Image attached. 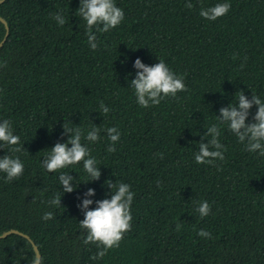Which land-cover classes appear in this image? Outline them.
Masks as SVG:
<instances>
[{
    "label": "trees",
    "instance_id": "obj_1",
    "mask_svg": "<svg viewBox=\"0 0 264 264\" xmlns=\"http://www.w3.org/2000/svg\"><path fill=\"white\" fill-rule=\"evenodd\" d=\"M114 2L124 20L107 33L93 29L95 51L77 12L80 0H6L0 6L10 28L0 50V122L11 121L27 150L0 149V158L18 156L25 169L12 182L0 173V234L15 229L30 236L41 264H264V157L246 151L227 125H219L224 160L195 162L199 143L208 142L207 128L218 124L222 107L236 103L237 92L264 101V0ZM223 2L231 4L227 15L215 21L200 16ZM57 13L65 25L55 21ZM5 34L0 22V43ZM137 58L148 66L163 60L184 77L187 91L141 107L130 82ZM256 111L253 106L246 123ZM64 124L79 126L84 136L93 124L101 129L98 142L82 137L101 168L100 180L85 184L82 162L60 170L73 176V193H63L60 172L42 166L49 150L70 138ZM110 127L121 134L114 153L107 151ZM107 180L135 193L131 231L118 248L93 260L98 249L83 243L78 205L90 188V210L110 199ZM61 195V206L50 204ZM201 201L211 206L204 218L196 212ZM46 212L53 219L43 220ZM201 229L212 238L198 236ZM34 260L27 239L0 240V264Z\"/></svg>",
    "mask_w": 264,
    "mask_h": 264
},
{
    "label": "clouds",
    "instance_id": "obj_2",
    "mask_svg": "<svg viewBox=\"0 0 264 264\" xmlns=\"http://www.w3.org/2000/svg\"><path fill=\"white\" fill-rule=\"evenodd\" d=\"M185 7L191 10L193 4L186 2ZM230 9L231 4L223 2L207 9H201L199 14L209 21H215L227 15ZM77 12L86 22L88 44L93 51L98 47L93 29L107 33L118 27L124 20V12L115 4L114 0H80ZM53 18L60 26L66 23L62 13H57ZM246 59L247 57H245ZM134 68L136 74L135 79L130 81L131 87L135 90L138 105L145 109L158 106L162 100L176 98L178 93L187 91L184 77L172 72L163 60L148 66L137 58ZM235 97L237 98L235 104L232 103L228 107L220 109L219 116H216L218 124L207 128L203 139L208 142L199 143V151L195 155L197 164L212 165L216 160H224L223 145L219 139L221 135L219 125H227V129L238 138L239 142L245 144L246 151L258 152L261 157H264V101L254 93L249 99L242 91L237 92ZM253 106L257 108L252 117L253 122L246 123ZM100 110L103 115H107L110 111L103 103L100 104ZM63 129L64 135H68L70 138L66 143L57 142L49 150V155L43 158L42 166L48 173H56L82 162L83 169L89 178L85 184L99 181L102 175L101 168L97 167L96 159L91 157L90 149L82 143V137L88 142H98L100 127L93 124L86 136L79 126L69 128L64 124ZM106 132L110 141L107 151L114 153L116 151L115 144L120 140L121 134L115 127L107 128ZM0 149L10 153L27 151L21 144L20 137L14 134L11 121L7 119L0 122ZM158 155L163 159L162 153ZM24 171V164L18 156L13 158L11 155H4L3 158H0V173L6 174L8 182L19 179L23 176ZM58 179L63 193L76 191V188L73 187L74 178L68 172H60ZM105 185L111 190L110 199L95 201L96 207L90 210L93 200L89 197L95 196V191L90 188L84 194L81 204L78 205L84 215V219L79 222V225L87 233L83 243L85 245L95 244L98 249L96 254L91 257L93 260L102 259L109 250L118 248L125 234L131 231L130 208L135 193L125 183L117 185L111 180H107ZM61 198L62 195L51 200L50 204L61 206ZM196 212L201 218L207 217L211 213V206L207 201H201ZM42 219L45 221L53 219V213H44ZM180 229L181 224L178 223L176 230ZM197 235L205 239L212 238L211 233L204 229H201ZM34 264H39V261L34 260Z\"/></svg>",
    "mask_w": 264,
    "mask_h": 264
},
{
    "label": "water",
    "instance_id": "obj_3",
    "mask_svg": "<svg viewBox=\"0 0 264 264\" xmlns=\"http://www.w3.org/2000/svg\"><path fill=\"white\" fill-rule=\"evenodd\" d=\"M6 0H0V6L5 2ZM0 22L5 26V29H6V34H5V37L4 39L1 41L0 43V50L2 49V47L5 45L6 41H7V38L9 36V33H10V28H9V25H8V22L0 15ZM11 235H19L25 239H27L31 245H32V248H33V251L35 253V260L36 261H39V264H41V260H42V254L38 248V246L35 244V242L30 238V236H28L27 234H24L22 232H20L19 230H15V229H11L9 231H5L3 233L0 234V240L2 239H6L7 237L11 236ZM34 264V262L32 263Z\"/></svg>",
    "mask_w": 264,
    "mask_h": 264
}]
</instances>
